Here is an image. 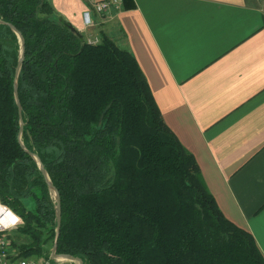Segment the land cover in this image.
Listing matches in <instances>:
<instances>
[{"label": "trees", "instance_id": "obj_1", "mask_svg": "<svg viewBox=\"0 0 264 264\" xmlns=\"http://www.w3.org/2000/svg\"><path fill=\"white\" fill-rule=\"evenodd\" d=\"M59 17L49 0H0V204L28 237L13 244L20 257L44 258V230L57 225L30 152L60 195L57 254L83 264H264L252 235L219 210L133 57L102 33L88 44ZM7 24L24 38L22 129L21 45Z\"/></svg>", "mask_w": 264, "mask_h": 264}, {"label": "crops", "instance_id": "obj_2", "mask_svg": "<svg viewBox=\"0 0 264 264\" xmlns=\"http://www.w3.org/2000/svg\"><path fill=\"white\" fill-rule=\"evenodd\" d=\"M49 2L84 39L105 34L133 57L219 210L264 256V0H122L91 28L86 0Z\"/></svg>", "mask_w": 264, "mask_h": 264}, {"label": "built area", "instance_id": "obj_3", "mask_svg": "<svg viewBox=\"0 0 264 264\" xmlns=\"http://www.w3.org/2000/svg\"><path fill=\"white\" fill-rule=\"evenodd\" d=\"M89 4V9L83 14V22L85 28L94 26L92 18L95 15H112L116 13L121 6L122 0H86ZM88 44H98L99 38L89 37L85 39ZM4 217L10 220L4 224ZM13 218L15 221L13 222ZM16 216L7 206L0 204V264H48L46 260H36L34 258H22L9 247L6 232L16 229L21 224V219L17 221Z\"/></svg>", "mask_w": 264, "mask_h": 264}, {"label": "water", "instance_id": "obj_4", "mask_svg": "<svg viewBox=\"0 0 264 264\" xmlns=\"http://www.w3.org/2000/svg\"><path fill=\"white\" fill-rule=\"evenodd\" d=\"M59 21L62 22V24L66 28H68V29H70L72 31H76L78 33L80 39H83V35L78 30H76L72 26V24H70L69 22H67L66 20H64L62 17H59ZM0 23L5 24L1 20H0ZM7 25L17 34V36L19 38V41H20V45H21L20 56H19V59H18L16 68H15V78H14V87L13 88H14V97H15V101H16L17 108H18V116H19V122H20V129H22V127H23V121H22L21 105H20V101H19V98H18L17 78H18V75H19V72H20V69H21V65H22V62H23V57H24V38L22 37V35L20 34V32H18L17 29L14 26H12L10 24H7ZM20 145L24 149V146L22 145L21 142H20ZM24 150H26V149H24ZM28 153L34 158V160H36V162L38 164V167H39V169H40L43 177L45 178V181L47 183L48 188L50 190H52L54 192V195H55V211H56V223H57V225H56V237H55L54 245L52 247V251H51L50 258L52 260L53 259L61 258V259L69 260V261H74L77 264H83V262H82V260L80 258H76V257H73V256L68 255V254H57L56 253L57 238L59 236V229H60V223H61L60 195L58 193V190L50 182L49 177H48V175H47V173H46V171H45L42 163L40 162L39 158L35 154H32L30 152H28Z\"/></svg>", "mask_w": 264, "mask_h": 264}, {"label": "rangeland", "instance_id": "obj_5", "mask_svg": "<svg viewBox=\"0 0 264 264\" xmlns=\"http://www.w3.org/2000/svg\"><path fill=\"white\" fill-rule=\"evenodd\" d=\"M100 40V38H99ZM50 197L51 199L53 200V202L55 203V195H54V192L52 190H50ZM27 207H32L33 208V205L29 202L26 203ZM56 212V211H55ZM14 230V229H13ZM49 230V231H48ZM45 231V234H44V238L48 239V241L46 242V244H44L43 246V254H45L44 256L47 257V255L51 256V251H52V247L54 245V241H55V233H56V226L55 224H50L48 226V228ZM12 231H8L6 232L5 236L6 238L8 239V242H9V247L10 249H13L17 254L18 256H20V252L17 248H15L13 246L14 245H19L21 243H25L27 242L28 240V237L27 236H22L20 235L17 231H15L14 234H10ZM54 236V237H53ZM24 257V256H23ZM44 258H40L38 256H35V255H31V256H27V258H34L36 260H46L48 261V264H77L76 262L74 261H69V260H66V259H61V258H58V259H51L50 260H47Z\"/></svg>", "mask_w": 264, "mask_h": 264}, {"label": "snow or ice", "instance_id": "obj_6", "mask_svg": "<svg viewBox=\"0 0 264 264\" xmlns=\"http://www.w3.org/2000/svg\"><path fill=\"white\" fill-rule=\"evenodd\" d=\"M15 221V218H13V222Z\"/></svg>", "mask_w": 264, "mask_h": 264}, {"label": "clouds", "instance_id": "obj_7", "mask_svg": "<svg viewBox=\"0 0 264 264\" xmlns=\"http://www.w3.org/2000/svg\"><path fill=\"white\" fill-rule=\"evenodd\" d=\"M17 219V221L19 220V218H16Z\"/></svg>", "mask_w": 264, "mask_h": 264}, {"label": "bare ground", "instance_id": "obj_8", "mask_svg": "<svg viewBox=\"0 0 264 264\" xmlns=\"http://www.w3.org/2000/svg\"><path fill=\"white\" fill-rule=\"evenodd\" d=\"M2 222H3V220H2ZM4 223V222H3ZM4 224H6V223H4Z\"/></svg>", "mask_w": 264, "mask_h": 264}]
</instances>
